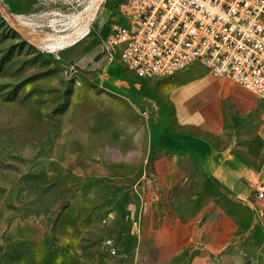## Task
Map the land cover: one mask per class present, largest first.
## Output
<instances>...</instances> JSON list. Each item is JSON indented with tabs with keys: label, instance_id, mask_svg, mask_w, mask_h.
I'll return each mask as SVG.
<instances>
[{
	"label": "rangeland",
	"instance_id": "rangeland-1",
	"mask_svg": "<svg viewBox=\"0 0 264 264\" xmlns=\"http://www.w3.org/2000/svg\"><path fill=\"white\" fill-rule=\"evenodd\" d=\"M124 1L0 0V264H135L148 126L102 45Z\"/></svg>",
	"mask_w": 264,
	"mask_h": 264
},
{
	"label": "crops",
	"instance_id": "crops-1",
	"mask_svg": "<svg viewBox=\"0 0 264 264\" xmlns=\"http://www.w3.org/2000/svg\"><path fill=\"white\" fill-rule=\"evenodd\" d=\"M129 75L122 94L148 126L135 264H259L264 244L250 245L260 228L264 241L254 192L264 181V99L198 63L167 78Z\"/></svg>",
	"mask_w": 264,
	"mask_h": 264
},
{
	"label": "built area",
	"instance_id": "built-area-1",
	"mask_svg": "<svg viewBox=\"0 0 264 264\" xmlns=\"http://www.w3.org/2000/svg\"><path fill=\"white\" fill-rule=\"evenodd\" d=\"M119 12L102 36L108 60L117 56L141 79L167 78L198 63L264 99V0H125ZM254 192L264 199V181ZM137 194L140 215L146 199ZM139 223L137 216L133 228ZM105 245L117 252L113 239Z\"/></svg>",
	"mask_w": 264,
	"mask_h": 264
},
{
	"label": "bare ground",
	"instance_id": "bare-ground-1",
	"mask_svg": "<svg viewBox=\"0 0 264 264\" xmlns=\"http://www.w3.org/2000/svg\"><path fill=\"white\" fill-rule=\"evenodd\" d=\"M86 29L76 31L75 32L76 35L74 37H72L71 35H65V34L61 35L54 42H52L50 44L49 48L51 50H57V49L65 47L66 45H69V44L76 42L78 39L82 38L83 36H85L88 33V31H87L88 29L87 30Z\"/></svg>",
	"mask_w": 264,
	"mask_h": 264
}]
</instances>
